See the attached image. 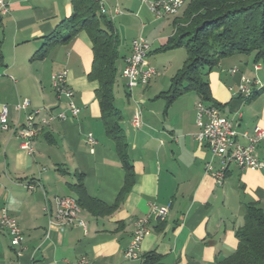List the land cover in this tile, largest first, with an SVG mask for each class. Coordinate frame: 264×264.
<instances>
[{
  "label": "crops",
  "instance_id": "0c3cea01",
  "mask_svg": "<svg viewBox=\"0 0 264 264\" xmlns=\"http://www.w3.org/2000/svg\"><path fill=\"white\" fill-rule=\"evenodd\" d=\"M98 1L119 39L114 108L122 117L120 125L133 173L132 186L119 199L125 172L104 134L94 96L97 85L87 79L92 61L88 37L80 33L69 44L54 45L42 57H34L45 38L70 16V0H8V14L1 19L0 73L5 77L0 79V110L7 108L8 125H22L33 109L61 110L63 104L59 106L55 99L50 78L62 71L73 91L72 101L80 109L76 119L53 121L43 127L31 143V154L19 148L18 138L0 130V213L5 210L23 235L19 262L141 264L142 258L152 253L163 257L162 264H214L235 251V231L243 224L246 206L256 204L264 209V171L230 165L222 185L217 186L204 172L210 152L194 140L198 130L197 96L184 94L167 108L165 101L157 98L168 87H155L163 75L154 68L156 57L150 55L156 45L154 53L160 54L157 50L173 35L174 21L180 22L179 14L185 6L175 17L156 19L140 0ZM116 4L120 15L113 12ZM137 38L148 42L145 62L156 76L146 86L127 90L121 72L130 44ZM185 59L186 53L167 85ZM234 68L236 72L231 74ZM242 77L256 81L252 84L256 95L249 101L242 100L237 92ZM207 81L214 104L237 132L254 126L264 129V68L253 64L252 56L233 55L221 60ZM24 99L30 107L17 113L15 106ZM135 103H140L141 110L138 129L130 123ZM87 134L95 141L93 147L86 143ZM257 156L264 162V141L257 147ZM213 167H219L217 160ZM76 174L82 175L89 198L106 208L116 207L108 213L96 207L95 214L81 209L79 218L86 222L85 231L74 227L48 233L41 189L47 196V206H54L55 196L76 201L72 191ZM30 180L37 181L40 188L28 191L25 184ZM152 206L167 208L164 219L149 221L139 246V259L127 260L124 253L134 222L147 215ZM13 260L8 238L0 232V264Z\"/></svg>",
  "mask_w": 264,
  "mask_h": 264
},
{
  "label": "trees",
  "instance_id": "16d2710c",
  "mask_svg": "<svg viewBox=\"0 0 264 264\" xmlns=\"http://www.w3.org/2000/svg\"><path fill=\"white\" fill-rule=\"evenodd\" d=\"M70 4V16L45 38L34 57H42L54 45L69 44L80 33L88 37L92 61L87 79L97 85L94 96L104 134L112 142L125 172L119 199L133 184L127 143L120 125L122 117L114 108L119 39L112 22L99 11L98 0H70ZM179 21L178 24L174 21L173 35L157 50L165 53L183 48L186 53L167 91L157 97L165 101L166 108L187 93L218 108L212 100L207 76L223 59L233 55L252 56L253 64L264 68V0H188ZM255 95L253 93L251 99ZM76 177L77 184L72 191L80 209L95 214L96 207L106 213L116 207L106 208L89 198L82 185V175L76 174ZM235 237V251L214 264H264V209L256 204L247 205L243 224L235 231ZM162 261L163 257L151 253L142 258L141 264H162Z\"/></svg>",
  "mask_w": 264,
  "mask_h": 264
},
{
  "label": "built area",
  "instance_id": "2783aa9c",
  "mask_svg": "<svg viewBox=\"0 0 264 264\" xmlns=\"http://www.w3.org/2000/svg\"><path fill=\"white\" fill-rule=\"evenodd\" d=\"M140 1L147 4L154 18L162 19L177 16L188 0ZM113 12L115 15L121 14L117 4ZM7 14L8 0H0V23ZM149 48L148 42L142 38H137L131 42L130 54L125 58L124 68L121 72V80L127 90L146 86L156 76V71L148 67L145 62ZM254 69L258 70L259 67L255 66ZM235 72V68L230 70L231 74ZM66 75V72L62 71L53 74L50 78V88L55 99L59 106L63 104L61 110L56 111L51 108L30 110L24 123L12 128L8 125L7 108L3 106L0 110V130L10 132L12 136L18 138L19 148L28 154L33 152L31 143L43 127L53 121L73 120L78 117L80 109L72 101L73 91L67 84ZM254 83L256 81L244 77L240 79L237 92L242 100L245 101V96H250ZM139 106L140 103H135L130 120L131 126L135 129L141 126ZM29 107L30 102L24 99L17 103L15 111L20 113ZM236 115L238 119H241V113L238 112ZM34 118H41V125H34ZM195 124L198 130L194 135V140L199 145L204 146L210 152L211 157L204 166V172L213 179L217 186L222 185L226 169L230 165H234L240 170L264 171V162L257 156V147L264 141V129L254 126L250 130L239 133L235 130L232 121L225 117L219 108L200 101L195 105ZM86 143L90 147L95 145L91 134L86 135ZM214 160H217L219 164L216 169L213 167ZM25 187L28 191H34L39 187V184L35 180H30L25 184ZM41 192L44 196L43 213L48 219V233L51 230L62 232L74 227L86 230V222L78 221V212L73 208L71 197L55 196L54 206H47V196L42 189ZM166 210L167 208L164 207L152 206L147 215L134 222L131 241L124 253L125 259L130 261L139 259V246L146 234L149 221L151 219H164V211ZM0 232L7 236L9 246L14 251V260L9 264H20L19 258L24 250L23 235L16 221L5 210L0 213ZM81 264H86V262L82 260Z\"/></svg>",
  "mask_w": 264,
  "mask_h": 264
},
{
  "label": "rangeland",
  "instance_id": "374dc122",
  "mask_svg": "<svg viewBox=\"0 0 264 264\" xmlns=\"http://www.w3.org/2000/svg\"><path fill=\"white\" fill-rule=\"evenodd\" d=\"M101 8H102V6L100 5V9ZM100 9H99V11H100ZM182 11L179 14L180 17H181ZM155 48H157V45L153 47V51H152V54L150 56L156 57L155 59H156L157 63H156V66L154 68L156 69V71L160 75H163L161 77L162 80H160L158 85L155 87H169V85H167L168 84V78H170V76L173 74L174 70L182 64V62L185 58V50L183 48H181V49H176L173 51H168L165 53L156 54V53H154ZM150 56H148L147 59ZM170 66H172L171 69H170ZM165 72L167 75L164 74ZM4 77L5 76L0 73V79H2V78L4 79ZM12 78L14 79V77H12ZM117 82H118V79H117Z\"/></svg>",
  "mask_w": 264,
  "mask_h": 264
},
{
  "label": "bare ground",
  "instance_id": "6f19581e",
  "mask_svg": "<svg viewBox=\"0 0 264 264\" xmlns=\"http://www.w3.org/2000/svg\"><path fill=\"white\" fill-rule=\"evenodd\" d=\"M100 11H101L102 15L105 13L103 8H101ZM252 94H253V92H250V96H245V100L246 101L249 100L251 98ZM36 121H38V122H36ZM34 125H41V118H34ZM72 204H73V208H75L78 212V221L84 222L82 219L79 218L81 209L77 206V203L74 199H72ZM165 213H166V211H164V216H165Z\"/></svg>",
  "mask_w": 264,
  "mask_h": 264
}]
</instances>
